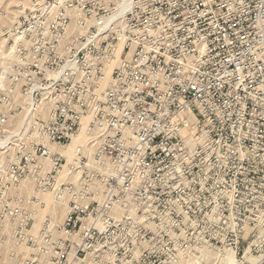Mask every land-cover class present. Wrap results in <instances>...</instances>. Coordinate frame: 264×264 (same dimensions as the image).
Segmentation results:
<instances>
[{"label": "rangeland", "instance_id": "1", "mask_svg": "<svg viewBox=\"0 0 264 264\" xmlns=\"http://www.w3.org/2000/svg\"><path fill=\"white\" fill-rule=\"evenodd\" d=\"M119 1L0 0V264H264V92L179 134L203 130V141L160 133L155 143L173 148L105 152L121 160L110 173L95 114L65 146L52 137L63 90L87 118V89L111 79L118 58L94 34ZM169 103L155 98L143 114L166 134Z\"/></svg>", "mask_w": 264, "mask_h": 264}, {"label": "built area", "instance_id": "2", "mask_svg": "<svg viewBox=\"0 0 264 264\" xmlns=\"http://www.w3.org/2000/svg\"><path fill=\"white\" fill-rule=\"evenodd\" d=\"M95 28L94 36L106 33L109 55L118 58L114 78L111 74L103 91L87 89V101L81 102L89 103L87 118L75 109L74 91L63 90L65 118L52 131L60 147L94 114L93 127L104 138L97 152L104 157L109 155L105 152L173 148L171 140L155 143L160 133L175 142H200L205 139L203 130L182 140L179 134L183 136L199 119L209 123L213 118L220 122L235 117L242 113L240 107L246 109L243 92L253 96L264 92V0H120ZM93 40L88 37L89 42ZM166 95L170 97L168 117L177 122L167 134L143 119L155 98ZM58 155L57 163L62 157ZM108 158L110 173L121 160L119 155ZM56 162L55 175L61 167ZM101 179L106 185L113 182L110 175ZM76 223L71 214L67 224L75 227Z\"/></svg>", "mask_w": 264, "mask_h": 264}, {"label": "bare ground", "instance_id": "3", "mask_svg": "<svg viewBox=\"0 0 264 264\" xmlns=\"http://www.w3.org/2000/svg\"><path fill=\"white\" fill-rule=\"evenodd\" d=\"M80 138L77 140L78 142H80L82 139H83V137L82 136H79ZM77 143V142H76ZM43 198H44V201L45 202H47V204H48V202H50V196H49V194H44V196H43ZM48 206V205H47ZM47 210V209H46ZM46 210H44V211H46ZM49 210V209H48ZM43 211V210H42ZM50 211V210H49ZM43 213V212H42ZM44 214H45V212H44ZM44 214H42V216L44 215ZM41 215V214H40Z\"/></svg>", "mask_w": 264, "mask_h": 264}]
</instances>
